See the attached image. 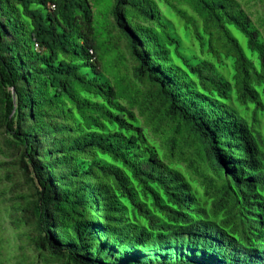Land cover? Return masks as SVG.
<instances>
[{
    "label": "trees",
    "instance_id": "trees-1",
    "mask_svg": "<svg viewBox=\"0 0 264 264\" xmlns=\"http://www.w3.org/2000/svg\"><path fill=\"white\" fill-rule=\"evenodd\" d=\"M0 157V264H264V0H0Z\"/></svg>",
    "mask_w": 264,
    "mask_h": 264
},
{
    "label": "rangeland",
    "instance_id": "rangeland-1",
    "mask_svg": "<svg viewBox=\"0 0 264 264\" xmlns=\"http://www.w3.org/2000/svg\"><path fill=\"white\" fill-rule=\"evenodd\" d=\"M250 9L252 10V12L256 13L257 10H259L260 6H257L256 2H252L250 4ZM1 160V157H0ZM3 187L0 184V192L2 191ZM1 196V195H0ZM1 200V198H0ZM1 204V201H0ZM4 208V206H0V237H4V238H8L9 240H15L14 236L16 234V231L13 229V227L11 226V222L8 219V216L6 217L4 212L1 211V209Z\"/></svg>",
    "mask_w": 264,
    "mask_h": 264
}]
</instances>
